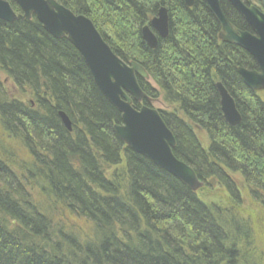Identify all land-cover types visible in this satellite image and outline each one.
<instances>
[{
  "label": "trees",
  "instance_id": "16d2710c",
  "mask_svg": "<svg viewBox=\"0 0 264 264\" xmlns=\"http://www.w3.org/2000/svg\"><path fill=\"white\" fill-rule=\"evenodd\" d=\"M57 1L81 14L90 11L85 2L101 8V0ZM103 1L119 9L115 17L105 16L101 9L97 10L100 17L90 15L105 38L112 31L100 29L99 20L109 19L115 28L125 14L143 23L166 5L169 36L160 43L161 63L156 62L168 75L158 77L163 99L176 105L209 139L208 149H202L184 120L174 113H161L175 139L173 155L201 182L214 183L232 200L239 193L231 174L264 197V102L243 86L235 72L240 65L255 69L251 57L230 44L219 46V26L202 0H195L190 10L182 0ZM233 12L227 17L239 25ZM126 35L132 37L133 32L124 34L123 43L114 37L120 47L131 46ZM128 51L117 52L121 56ZM0 68L19 87L28 86L41 94L44 109L38 114L18 101L0 103L4 132L22 142L38 161L32 167L35 171L21 174L20 179L19 174L10 173L9 161L0 160V264H238L236 246L242 235L233 231L237 229L233 223L239 224L236 217L227 215V219L206 206L179 180L127 149L128 182L125 196L118 195L99 164L119 163L121 142L110 124L119 121L118 113L96 90L86 65L65 38L48 35L35 18L0 21ZM214 79L221 81L237 104L241 122L235 127L220 115ZM58 110L70 119L72 134L61 126ZM87 136L101 151L97 164L88 151ZM7 153L1 149L2 158ZM35 186L47 203L33 200L34 195L31 199ZM56 204L72 217L86 219L98 234L97 238L93 234L96 242L72 248L60 245L63 240L55 241L47 207L57 211Z\"/></svg>",
  "mask_w": 264,
  "mask_h": 264
},
{
  "label": "water",
  "instance_id": "95a60500",
  "mask_svg": "<svg viewBox=\"0 0 264 264\" xmlns=\"http://www.w3.org/2000/svg\"><path fill=\"white\" fill-rule=\"evenodd\" d=\"M13 1L21 8L24 17L29 18L31 13L34 14L44 30L52 36L56 38L66 36L67 40L82 55L97 87L115 105L113 96L118 98L119 94H123L120 89L123 86V82H121L123 76L119 77L116 74V70L119 71L117 67L119 65L107 60L112 58L115 61L110 53H106L102 49L99 43L100 39L96 31L93 30L90 20L80 15H74L71 11L55 3L54 0ZM204 1L208 10L216 13L214 18L220 27L219 39L222 38L225 39L224 41L240 45L254 58L257 64V70L238 69L243 84L252 92L264 91V13L258 9L246 7L239 0H229L251 27L252 33L250 34L246 31H236L231 26L227 17L219 12V0ZM186 2L188 7L193 5V0H186ZM261 7L264 11V0H261ZM158 14L160 15L159 19L154 21L153 26L163 29L161 33L166 34L164 31L168 19L165 9H161ZM16 18L8 3L0 0V20L12 22ZM215 87L220 96L225 122L231 127L238 125L241 122V116L235 111L233 98L222 83H217ZM60 116L63 119L66 118L63 114ZM123 123L125 127H119L120 129L116 133L133 150L141 148L147 158L177 177L192 191H196L202 186V182L194 171L182 161L177 160L171 153L175 146V139L155 111L142 108L140 113L124 117Z\"/></svg>",
  "mask_w": 264,
  "mask_h": 264
},
{
  "label": "rangeland",
  "instance_id": "374dc122",
  "mask_svg": "<svg viewBox=\"0 0 264 264\" xmlns=\"http://www.w3.org/2000/svg\"><path fill=\"white\" fill-rule=\"evenodd\" d=\"M54 1H55V3L62 6V4L59 3V1H57V0H54ZM202 1L204 2L205 6H206L205 1L204 0H202ZM224 1L227 3H230L229 0H224ZM239 1L243 5H246L247 3H248V5H251L252 2H254V4L256 6H259V0H239ZM219 2L221 3V0H219ZM85 3L90 8V11L88 13V10H86L84 7H82L83 10L85 9L84 14H86V15L81 14L80 10H77L76 12H72L70 9L65 8V7L64 8L71 11L74 15L83 16V17L89 19L90 21H92L91 16L100 17V14H98L97 10L101 9V8H97L96 4L91 3V2H88V3L85 2ZM206 8H207V6H206ZM161 9L162 10L165 9L167 19L169 20V9L166 7V5L159 7L157 9L156 14H158L161 11ZM187 9L190 10V8H187ZM14 13L17 16V18L15 20H24L25 19L24 14L21 10L15 11ZM87 13L89 16L90 15L91 16L90 17L87 16ZM30 15L32 18H34L32 16V14H30ZM15 20H13V21H15ZM98 22L100 25V20ZM117 22L119 23L120 20ZM117 22L115 25H117ZM39 24H41V23H39ZM102 25L103 26L100 27V29L103 28L104 31H106L109 28L108 26L104 25V23H102ZM42 28H43V26H42ZM98 29H99V27H98ZM43 31L45 33H47L48 35H50L48 31L44 30V28H43ZM65 39L67 40V38H65ZM68 43L70 44L71 47L74 48V50L81 57L84 65H86V63L83 60L82 55L79 53L77 48L74 45H72L69 41H68ZM86 68L88 70L87 66H86ZM89 74L91 75L90 72H89ZM216 81H218V80H216ZM216 81L214 79V82H215L214 87L217 84ZM13 82H14V80L12 81L9 78V76L0 68V103L9 102V101H13V102L18 101V102H20L21 105L23 104L25 107H29V111H31V110H33V112L37 111L36 113H38V114H39V111L44 110L42 108L43 104L40 102V98H39L40 96L42 97L41 94L39 95L37 93H34L32 88H29L28 86L19 87L21 84L18 86L15 82L14 83ZM154 87L157 89L156 84H154ZM216 92H217V90H216ZM217 94H218V92H217ZM255 94L257 95V97H259L264 102V91H259V92H256ZM149 96H150L149 99L142 100L138 104L139 108L145 107V108H148V109L155 111L162 121H163V119L161 117V113L166 114V115L174 113L178 118H180L181 120H184V122H186L192 128L195 139L200 144L201 148L204 150L208 149L209 139H208L207 133L203 129H199L195 125H193L191 122H189L181 114L180 110L176 107V105H170V104L166 103L167 101H164L163 94L161 92H159V93L155 92L154 94L150 93ZM152 96H157V97L152 98ZM218 98H219V103H220L219 94H218ZM106 101L110 104V102L108 100H106ZM46 103H48V102L46 101ZM111 107H112V105H111ZM112 108L117 113H119L120 110H118L114 107H112ZM58 111H59L58 114H60L62 112L60 110H58ZM62 113L66 116V114L64 112H62ZM163 123H164V121H163ZM110 124H111V122H110ZM4 129H6L5 125H4L3 120L0 117V160L3 161V163L9 161L11 166L10 165H8V166L12 170V171L9 170L10 173L19 174L18 176L20 179L22 178L21 174L24 176L27 174H32L33 171H35L32 169L33 165L30 164V162H29L30 159H27V158H25V156H23L24 151H26L25 146L20 141H16L13 137H11L10 134H6L4 132ZM111 130H112L114 136L121 143L125 144L123 141H121L119 139V137L116 135V133L112 129V127H111ZM17 132L19 135L22 134L19 130ZM1 149H2V151L4 150V151L8 152L6 154L7 157L5 156L6 159L2 158ZM118 158H119V163L116 166H113V165L112 166H107V165L103 166L101 161H100V165L102 166L101 170H102L104 176L106 177V179H108L111 184L114 183V185L116 186V189L118 190V195L124 197L125 196L124 191L126 190V185L128 182L127 176H129V173H127L126 166H125L126 165L125 164V148L121 149ZM0 166H2V165L0 164ZM24 169H26L27 171ZM28 171H30V172L28 173ZM231 176H232V179L235 180V184L238 188L239 198H238V200L236 199L237 202L232 200V198L229 197V194L227 192L223 191L219 187H215L214 183L212 184V183L208 182L206 184L205 182L204 183L202 182V186L198 190L194 191L193 193H195L196 197L200 201H202L204 204H206V206L215 208L218 212L224 214L227 217V219H228L227 215L235 216L239 222L238 226H240L242 228V230L244 232H246L247 235L249 236L248 243L240 241L239 245L237 244V246H236L237 247V252H236L237 257L235 258V260L237 259V261H238V260L242 259L241 260L243 262L242 264H264V209H263V205L259 202V200L257 201V204L254 203L255 200L251 201L249 198L250 196H247L248 193L245 192L244 190H242L243 187H241L239 184H237L240 182H238L236 180L237 178L235 177V175L231 174ZM180 182L182 184H184L182 181H180ZM208 184H209V186H208ZM185 186L187 187V185H185ZM37 187L38 186H35V188L32 190V192H34V194H30L31 199H32V196L34 195L33 200H35L37 202L39 200V201H41V203H47L46 198H44L41 195V193L39 192V187L38 188ZM187 188H189V187H187ZM35 194L38 195L37 199L35 197ZM259 197H261V199H264V197L262 195H260ZM47 201H48V199H47ZM261 202H262V200H261ZM47 209L49 210L50 215H51V216H48V215L47 216L49 218L48 219L49 224L51 223V226L53 227V232H52V234H54L53 238H55L56 239L55 241H58V242H59V240L60 241L63 240V242H65L67 244V245H65L63 242H60V245L65 247V246H68V244H69V246L74 248V245L79 246V244L82 245L86 242H91V243L96 242L93 234H96L95 238L98 237L97 236L98 234L95 231H93V227H91L92 225H90V223L86 219L79 218V217L78 218L72 217V214L70 212L69 213L71 215L64 208L58 207L57 204H56V210L57 211H55L50 206H48ZM9 220H11V223L13 225L16 224L15 220H13V219H9ZM226 231H227V229H226ZM56 232L60 233L59 237L57 236ZM11 238L14 240V237H11ZM15 239L19 240L16 237H15ZM15 242H19V241H15ZM22 244L24 246H21V247H25L27 245V242L21 243L20 245H22ZM218 263H220V262H218Z\"/></svg>",
  "mask_w": 264,
  "mask_h": 264
},
{
  "label": "bare ground",
  "instance_id": "6f19581e",
  "mask_svg": "<svg viewBox=\"0 0 264 264\" xmlns=\"http://www.w3.org/2000/svg\"><path fill=\"white\" fill-rule=\"evenodd\" d=\"M182 2H183V6L185 8H187L188 4H187L186 0H182ZM227 4L230 7H228ZM227 4L225 3L223 5L222 1L219 4V7H220L219 8V12L222 15H225L226 17L228 15H230L235 10L234 6L231 3H227ZM193 5H194V2H193ZM193 5L189 6L190 9L193 8ZM100 6H101V11H103V14L105 16H108V17L118 16L119 9L114 8V6L112 4H110L109 2H105V1L101 0ZM128 7L129 6H127L125 8H128ZM250 8H255V9H258L259 11L263 10L262 7H261V0H259V6H256L254 4V2H252V4L250 5ZM209 13L211 14V16L213 17V19L215 20V22L218 25V22L214 18L216 13L210 12V11H209ZM235 14L236 15L233 16V19L235 21H237V23L239 25H236L235 23H233L229 19V17H227L228 22L231 24V26H233V28L236 31L237 30L240 31V32L241 31H246V32L251 34L252 33L251 27L245 22L244 18L241 16V14L238 13L237 11H236ZM122 16L119 17L120 22L119 23L117 22V25H115L116 26L115 28L111 25V21L109 22V19L105 18V21H102V23H104V25L109 27L108 31H110V32L112 31L111 34L107 38H105V36H104L105 33L103 34V33L99 32L97 30V28H98L97 25L94 22L90 21L92 23L91 26H92L93 30L96 31V34H97L98 38L100 39L99 43L101 44L102 49L106 53H110L112 55V57L115 59V61L112 60V58H110V59L108 58L107 60H109L111 63L119 65V66H117L119 71L116 70V74L119 77L123 76L122 79H121V82H123V86L120 87V89L122 90L123 94H119L118 98L116 96H113V101L115 102V105H114L112 103V101L107 96H105L102 93L100 88L97 87V85L93 81L92 75H90L91 79H92V82H93V85L96 88V90L99 92V94H101L102 97H104V99L108 100L110 102V104L112 105V107L120 110L119 113H118V120L119 121L118 122L115 121V120L111 121V125H112L111 127L115 131V133H116L117 130L120 129L119 127H121V128L125 127V125L123 123L124 117H126V116L129 117L133 113H135V114L136 113H140L141 109L145 108V107L139 108L138 104L142 100L149 99L150 98V96H149L150 93H152V92H156V93L161 92L162 93V84H161V81H159L158 77L162 78L163 74H164L165 78L168 77L167 73L163 72V69L161 67H157L158 64H156V62L161 63L159 61L161 59V50L159 48V45H160V43L162 41L167 40V38L169 36V28L167 26H166V29L164 31V32H166V34L161 33L163 29H161V28L158 29L157 27L154 28V26H153L154 25V21H158L160 15L156 14L153 17H151V16L150 17H146V21L143 22V23H138L135 20V15H130L129 16V15L122 14ZM168 22H169V20H168ZM102 23L100 22V27L103 26ZM240 26H242V27H240ZM219 30H220V27L218 29V32L216 33V37H217V40L219 42V46L222 43H226V44H230L231 46L235 47L239 51H241V50L244 51L240 47V45H238V44H233L231 42L224 41L225 39L223 40L222 38L219 39V37H220ZM129 31L133 32L132 37L126 35L127 40L131 42L130 43L131 46L130 47H125V46L121 45V47H120L119 44L116 42V39L114 37H118L119 40L121 41V43H123L124 34L128 33ZM151 38H153V39L155 38V39L153 40ZM201 39H202L201 41L203 43L204 39L203 38H201ZM155 40H156V44H155ZM122 48L123 49H130V52L128 51L129 53L126 54V55L121 53V56H120L117 51L118 50H123ZM136 50L139 51V53H137ZM244 52L247 53L246 51H244ZM247 54L255 62L254 58L249 53H247ZM147 61L149 62V64L147 63ZM255 64H256V62H255ZM241 68L245 69V70H249V71L253 70V69H247L243 65L236 66L235 72H236V74H237V76L239 77L240 80H241V76L238 73L239 72L238 69H241ZM256 70H257V64H256ZM194 71H195V74H197V70L195 69ZM88 72H90L89 69H88ZM208 76H210V72H208ZM216 83H221V81L218 80V81H216ZM241 83L243 84L242 80H241ZM154 84H156L157 89L154 87ZM243 86H245V85L243 84ZM248 90H250V89H248ZM253 94H255V93H253ZM256 98H258L260 101H262L259 97H256ZM233 104H234L235 111L239 114L236 102L233 101ZM218 109H219L220 115L222 116L223 121L225 122V120L223 118V113H222L223 112L222 111V106H221L220 103L218 104ZM62 112L60 114H63ZM58 113H59V111L57 112V116H58V119H59V122H60L61 126L64 128V130L68 134H72L74 126L72 125V123H71L70 119L68 118L67 114H66V118L63 119L62 116H60V114H58ZM115 122H117V123H115ZM233 127H235V126H233ZM79 131L82 132L81 128H79ZM116 135L118 136L117 133H116ZM84 138H85V140L87 141V144H88V151H89L91 157H93V159L95 160V163L97 164L99 162V159H98L99 152H101V151L99 150V148L94 147V145L91 143V141H90L88 136L84 137ZM119 139L121 141H123L120 137H119ZM124 148L129 150V151H131L132 153L142 157V158H145L146 160L151 162L156 167L162 169L160 166L155 164L152 160L147 158L145 156V154L143 153V150H141V148L133 150L132 147L130 145H128L127 143H125V144L121 143V149H124ZM149 150L150 149L148 148V151ZM172 150H173V148H172ZM145 152H147V151H145ZM171 153H173V151ZM23 156H25V158H27V159H30V161H29L30 164H32V165H37L38 164L37 163L38 161L36 160V158H34L32 156V154L27 150V148H26V151H24ZM177 160H179V159H177ZM99 164H100V162H99ZM109 166H112V165H109ZM100 168L102 169L101 165H100ZM162 170L165 171L164 169H162ZM165 172L168 173L167 171H165ZM168 174H170V173H168ZM170 175L173 176L172 174H170ZM173 177L176 178L177 180H179L177 177H175V176H173ZM235 177L237 179H239V176H235ZM179 181H181V180H179ZM24 185H23V187H24ZM239 185L241 187H243L242 190H244L245 192L248 193L247 196H250L249 198H250L251 201L255 200L254 203L257 204V201L259 200V202L261 203V197H259L260 194H258L257 192L251 190L246 184H244V181H243V183H240ZM188 189L191 192H194L190 188H188ZM238 198H239V196L237 197V200H238ZM237 200H234V201L237 202ZM233 227H235V228L237 227V229H235L233 231L237 230L238 233L242 235L240 241L248 243L249 236L247 235L246 232H244L242 230V228L240 226H238L237 222L233 223ZM230 229L231 228H229V231H231ZM241 260L242 259L238 260V264H242L243 263Z\"/></svg>",
  "mask_w": 264,
  "mask_h": 264
},
{
  "label": "flooded vegetation",
  "instance_id": "af4514ba",
  "mask_svg": "<svg viewBox=\"0 0 264 264\" xmlns=\"http://www.w3.org/2000/svg\"><path fill=\"white\" fill-rule=\"evenodd\" d=\"M223 3L225 2L224 0H221ZM246 5H248V3L246 4ZM234 12L236 13V11L234 10ZM253 70H256V68L255 69H253Z\"/></svg>",
  "mask_w": 264,
  "mask_h": 264
}]
</instances>
